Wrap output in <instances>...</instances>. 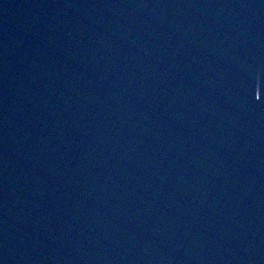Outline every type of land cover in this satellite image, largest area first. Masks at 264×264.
Segmentation results:
<instances>
[{
    "label": "water",
    "instance_id": "1",
    "mask_svg": "<svg viewBox=\"0 0 264 264\" xmlns=\"http://www.w3.org/2000/svg\"><path fill=\"white\" fill-rule=\"evenodd\" d=\"M0 264H264V0H0Z\"/></svg>",
    "mask_w": 264,
    "mask_h": 264
}]
</instances>
